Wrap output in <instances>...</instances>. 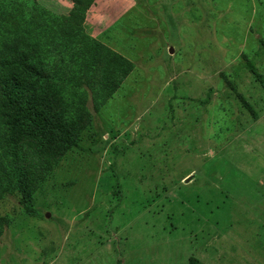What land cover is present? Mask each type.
Returning a JSON list of instances; mask_svg holds the SVG:
<instances>
[{
	"label": "rangeland",
	"instance_id": "obj_1",
	"mask_svg": "<svg viewBox=\"0 0 264 264\" xmlns=\"http://www.w3.org/2000/svg\"><path fill=\"white\" fill-rule=\"evenodd\" d=\"M94 1L85 33L133 67L31 197L0 198V264H264V0Z\"/></svg>",
	"mask_w": 264,
	"mask_h": 264
},
{
	"label": "trees",
	"instance_id": "obj_2",
	"mask_svg": "<svg viewBox=\"0 0 264 264\" xmlns=\"http://www.w3.org/2000/svg\"><path fill=\"white\" fill-rule=\"evenodd\" d=\"M93 1L73 0L58 15L36 0H0V198L31 197L49 172L45 159L55 163L78 146L91 123L88 99L98 109L133 67L85 33ZM9 222L0 216V236Z\"/></svg>",
	"mask_w": 264,
	"mask_h": 264
},
{
	"label": "crops",
	"instance_id": "obj_3",
	"mask_svg": "<svg viewBox=\"0 0 264 264\" xmlns=\"http://www.w3.org/2000/svg\"><path fill=\"white\" fill-rule=\"evenodd\" d=\"M94 4H95V1H94V3H93V6H94ZM93 6H92V7H93ZM92 7H91V9H92Z\"/></svg>",
	"mask_w": 264,
	"mask_h": 264
},
{
	"label": "water",
	"instance_id": "obj_4",
	"mask_svg": "<svg viewBox=\"0 0 264 264\" xmlns=\"http://www.w3.org/2000/svg\"><path fill=\"white\" fill-rule=\"evenodd\" d=\"M48 215V214H47Z\"/></svg>",
	"mask_w": 264,
	"mask_h": 264
}]
</instances>
